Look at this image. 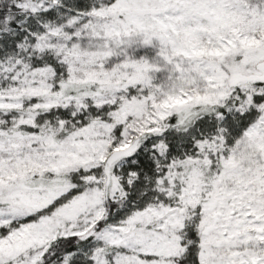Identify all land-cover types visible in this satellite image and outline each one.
Here are the masks:
<instances>
[{"label": "snow or ice", "instance_id": "6c2138e0", "mask_svg": "<svg viewBox=\"0 0 264 264\" xmlns=\"http://www.w3.org/2000/svg\"><path fill=\"white\" fill-rule=\"evenodd\" d=\"M0 264H264V0H0Z\"/></svg>", "mask_w": 264, "mask_h": 264}]
</instances>
